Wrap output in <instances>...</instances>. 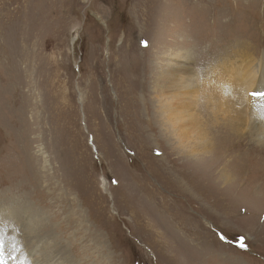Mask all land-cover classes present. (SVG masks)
Listing matches in <instances>:
<instances>
[{"label":"rangeland","instance_id":"374dc122","mask_svg":"<svg viewBox=\"0 0 264 264\" xmlns=\"http://www.w3.org/2000/svg\"><path fill=\"white\" fill-rule=\"evenodd\" d=\"M179 55L190 76L243 78L264 56V0H0L7 264H264L262 144L231 133L238 152L191 158L161 133Z\"/></svg>","mask_w":264,"mask_h":264},{"label":"bare ground","instance_id":"6f19581e","mask_svg":"<svg viewBox=\"0 0 264 264\" xmlns=\"http://www.w3.org/2000/svg\"><path fill=\"white\" fill-rule=\"evenodd\" d=\"M257 59V64L249 65L251 68H249L247 75L242 78L240 73H236L233 79L223 76L227 72L225 65L221 66V71L218 73L213 66L208 71V74L211 75L203 77L204 69L203 74L195 73L190 76L193 71L188 67L186 55H179L174 58L175 61L172 58L170 61L169 57L164 59L167 62L166 65L169 64V71L166 70V67L161 69L165 78L162 81L163 99L160 101V108L157 107V111L161 112L162 115V120L159 122L161 133L166 138L173 133L175 142L172 143L171 147L177 155L182 154L183 156L184 154L191 158H201L202 155L208 157L207 153L215 155V146L219 147L221 144L225 146L222 154L238 152L237 150L240 148L238 142L223 140L224 137H229L231 133L238 137H243L246 134L251 141L255 140L264 147V97L250 99L248 105L245 100L253 82L257 84L258 91L264 92V56L255 57L254 61ZM251 60L248 55H245L242 61L244 64H249ZM188 61L191 62L193 59ZM232 63L234 67L237 66L236 61H230V64ZM170 71L176 76L173 80H170V77L173 76L169 75ZM207 77H210V80ZM170 89L173 90L172 93H170ZM200 97L204 99H199ZM215 97L219 99L213 105L212 98L215 99ZM200 100L202 105L200 115L195 111L191 113V110H194ZM191 103L193 105L190 107ZM217 106L220 107L217 109ZM249 117L253 120L252 124H250ZM259 137H263V139L261 140ZM167 154L163 155L164 161L165 157H169L166 156ZM162 164L165 166V163ZM205 169L207 170V168ZM232 169H239V166L229 163L221 168L220 179L231 180L234 177L231 175L234 173L229 172V170Z\"/></svg>","mask_w":264,"mask_h":264},{"label":"snow or ice","instance_id":"6c2138e0","mask_svg":"<svg viewBox=\"0 0 264 264\" xmlns=\"http://www.w3.org/2000/svg\"><path fill=\"white\" fill-rule=\"evenodd\" d=\"M253 97H264V92L262 91H254L251 93ZM244 246V245H242ZM4 240L3 237L0 236V264H7V262L4 260ZM25 264H31V261L27 260V257H25Z\"/></svg>","mask_w":264,"mask_h":264}]
</instances>
